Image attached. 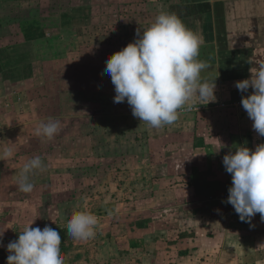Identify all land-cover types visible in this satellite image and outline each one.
<instances>
[{"label": "crops", "instance_id": "1", "mask_svg": "<svg viewBox=\"0 0 264 264\" xmlns=\"http://www.w3.org/2000/svg\"><path fill=\"white\" fill-rule=\"evenodd\" d=\"M115 1L125 0H53V7L36 9L24 0V15L37 22L27 21L18 42L35 58L18 68L20 77L0 76V152L14 149L0 160V260L34 221L31 227L59 231L66 264H264V222L257 213L250 226L229 212L223 201L232 181L222 163L230 149L264 142L241 104L250 90L235 87L264 60V0L164 4L200 38L198 59L208 65L201 77L215 81L216 99L181 110L160 128L135 118L127 101L114 102L104 69L162 7L146 14L123 9L126 22L112 34ZM77 5L90 18L82 25L69 12ZM120 29L128 34L121 37ZM49 118L60 122L51 140L35 134ZM35 156L45 167L32 173L33 191L24 193L19 173ZM76 211L98 217L94 238L68 235Z\"/></svg>", "mask_w": 264, "mask_h": 264}, {"label": "clouds", "instance_id": "2", "mask_svg": "<svg viewBox=\"0 0 264 264\" xmlns=\"http://www.w3.org/2000/svg\"><path fill=\"white\" fill-rule=\"evenodd\" d=\"M200 45V38L176 14L161 11L142 33L138 31L134 41L106 60L104 72L114 85V102L127 101L135 118L160 128L176 122L181 110L214 101L215 81L210 83L201 77L208 65L198 59ZM254 62L257 66L250 69L251 76L236 81L235 87L242 94L252 89L250 94L242 95L241 104L253 122L252 128L264 137V60ZM59 130L60 122L49 118L40 122L35 134L51 140ZM13 155L11 146L4 147L0 160ZM222 163L232 181L223 202L232 205L241 222L252 226L257 213L264 222V142L254 150L246 145L236 146ZM44 167L40 156L28 159L19 173V190L31 193L34 185L30 177ZM33 222L18 239L7 244L6 264H66L59 231L48 225L43 229L31 227ZM98 225L95 214L76 211L67 222V231L74 239L88 240L95 237Z\"/></svg>", "mask_w": 264, "mask_h": 264}, {"label": "rangeland", "instance_id": "3", "mask_svg": "<svg viewBox=\"0 0 264 264\" xmlns=\"http://www.w3.org/2000/svg\"><path fill=\"white\" fill-rule=\"evenodd\" d=\"M113 2L111 6H115L112 12V15L110 16V23L109 25L111 33L113 34L114 31H112V26L116 28V26H122L124 24L125 18L127 16L124 15L123 9H134L136 8L135 1H132L130 4V0H125L124 2ZM30 6L34 5L35 9L41 6L46 5V7H53V0H45L44 2H39L37 0H32V2H29ZM24 5H27V2L24 4V0H0V76H14L20 77V71L18 68L23 66L24 61H29L33 59V56L35 58V53L32 56V49L30 46L23 47L20 46L21 42H18V37L21 38L20 30H28L27 21L37 22V18L35 16H27L24 15ZM82 9V7H80ZM88 9V8H87ZM78 5L75 8L70 9V14H74L73 20L75 23L82 25L83 23H87L90 18H87V14H85V11H83L82 14H79L78 12ZM84 14V16H82ZM117 29V28H116ZM121 37L127 35L128 33H122L121 29ZM112 37V36H111ZM110 37V40H113V38ZM49 38H52V36H49ZM127 39V38H126ZM8 41L11 42H17L14 44L15 48L12 50L6 49V43ZM119 41V40H118ZM123 43L125 40L122 41ZM128 43V41H127ZM26 44V43H25ZM120 45V43H119ZM35 49H33L34 51ZM31 53H30V52ZM101 105H96V108H100ZM72 109V108H71ZM65 111V113H69L70 110ZM73 111V110H72ZM108 233L106 231L105 234L110 235L113 231L112 228H107ZM69 235V234H68ZM111 237V235H110ZM108 247V244H106ZM94 247V246H92ZM62 254H65L64 250L61 248ZM0 264H6V260L1 261Z\"/></svg>", "mask_w": 264, "mask_h": 264}, {"label": "flooded vegetation", "instance_id": "4", "mask_svg": "<svg viewBox=\"0 0 264 264\" xmlns=\"http://www.w3.org/2000/svg\"><path fill=\"white\" fill-rule=\"evenodd\" d=\"M164 2H166V3H164ZM170 3V2H172V4L174 5V6H172V7H180L181 9H185V7L186 8H188L189 6H188V4H186V0H139L138 2L137 1H135L134 3L136 4V8L135 9H139V11L141 12V13H147V11L148 12H150V11H153V10H156L158 7H162V10L161 11H164V12H166L167 10H166V8L164 7V4L166 5L167 3ZM186 5V6H185ZM184 7V8H183ZM160 10V9H159ZM155 20V19H154ZM153 20V21H154ZM152 21V22H153ZM225 61H228V63L229 64H223L227 69L228 68H231L230 67V62H229V60H230V58H225L224 59ZM224 60H223V62H224ZM232 62H234V61H232ZM234 64H235V62H234ZM229 66V67H228ZM227 71H229V69L227 70ZM210 74H211V76H217L218 74H216V73H213V71L212 72H209ZM249 76V75H248ZM230 82V81H229ZM231 84L232 83H234V81L233 82H230Z\"/></svg>", "mask_w": 264, "mask_h": 264}, {"label": "built area", "instance_id": "5", "mask_svg": "<svg viewBox=\"0 0 264 264\" xmlns=\"http://www.w3.org/2000/svg\"><path fill=\"white\" fill-rule=\"evenodd\" d=\"M230 186H231V185H230ZM227 196H228V192H227V193L225 194V196H224V201H226ZM225 204H226V206H227V208H228V210H229L230 213L235 214V215H238V214L235 212V210L233 209L232 205L227 204V203H225Z\"/></svg>", "mask_w": 264, "mask_h": 264}, {"label": "water", "instance_id": "6", "mask_svg": "<svg viewBox=\"0 0 264 264\" xmlns=\"http://www.w3.org/2000/svg\"><path fill=\"white\" fill-rule=\"evenodd\" d=\"M250 76H242V79H245V78H249ZM249 90H250V93L252 92V89L251 88H249Z\"/></svg>", "mask_w": 264, "mask_h": 264}]
</instances>
